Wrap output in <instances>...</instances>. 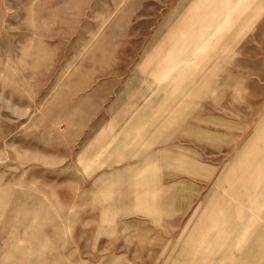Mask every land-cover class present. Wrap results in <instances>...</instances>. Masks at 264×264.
Instances as JSON below:
<instances>
[{"label":"rangeland","instance_id":"rangeland-1","mask_svg":"<svg viewBox=\"0 0 264 264\" xmlns=\"http://www.w3.org/2000/svg\"><path fill=\"white\" fill-rule=\"evenodd\" d=\"M0 264H264V0H0Z\"/></svg>","mask_w":264,"mask_h":264},{"label":"crops","instance_id":"crops-1","mask_svg":"<svg viewBox=\"0 0 264 264\" xmlns=\"http://www.w3.org/2000/svg\"><path fill=\"white\" fill-rule=\"evenodd\" d=\"M190 13V12H189ZM188 13L185 15V18L190 17ZM217 19V18H216ZM219 19V18H218ZM152 69V68H151ZM156 69H155V75L154 78L156 80ZM180 149H183L180 147ZM187 160V167L185 172L189 174L190 176L204 181L208 182V179L206 178L207 171H211L215 168H210L206 166L203 162L197 159H190L186 158ZM145 172L148 171V169L145 170ZM154 173L156 176H158L157 170H159V166H155ZM144 175V174H143ZM201 188L199 189L198 193L193 194V196H184L180 201L181 205L179 206L178 201L175 199H172V193L175 191V187L173 185H163L158 186L153 191H147L143 193L136 201L137 207L140 209L157 213L162 210H166L169 208H172V211L174 212L178 211L181 213H184L187 208L190 207V205H183L185 201L191 200L194 196L198 195ZM159 196L162 198L159 200ZM171 196V197H170ZM170 197V198H169ZM219 202L217 201V196H211L207 195L205 197V201L195 210L193 216L189 220V222L184 227V230L186 231L188 228H190L192 220L198 217V212L200 210H204V218L203 216L200 218L198 222L195 223L193 226V231L195 235L188 239L187 244L192 247V249L197 248H209L214 247V250L217 251L218 247L217 245H221L222 248H220L223 251H230L232 248H230V244L232 241H234V235L231 233V228H235L239 225V222L237 219H239V216H237V210L230 211V210H223L225 209V206L219 205ZM233 213V214H232ZM238 248H234L233 250H237ZM230 254H227L229 256ZM214 257V255H213ZM235 258V257H233Z\"/></svg>","mask_w":264,"mask_h":264},{"label":"bare ground","instance_id":"bare-ground-1","mask_svg":"<svg viewBox=\"0 0 264 264\" xmlns=\"http://www.w3.org/2000/svg\"><path fill=\"white\" fill-rule=\"evenodd\" d=\"M228 26V25H227Z\"/></svg>","mask_w":264,"mask_h":264}]
</instances>
